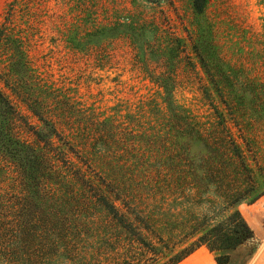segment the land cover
I'll use <instances>...</instances> for the list:
<instances>
[{"label": "rangeland", "instance_id": "obj_1", "mask_svg": "<svg viewBox=\"0 0 264 264\" xmlns=\"http://www.w3.org/2000/svg\"><path fill=\"white\" fill-rule=\"evenodd\" d=\"M207 1L197 14L192 0H0V89L15 112L8 125L31 142L30 130L53 124L98 174L134 189L163 174L169 155L209 154L190 146L192 134H177L185 120L209 133L225 128L233 157L242 154L264 192V0ZM16 47L24 81L10 70ZM15 174L0 157V264H33L27 258L39 254V264H69L66 197L48 187L30 195L24 232L17 220L31 208ZM188 194L179 202L193 204L201 221L224 212L211 205L215 195L224 203L223 193ZM239 210L255 239L228 264H250L264 243V197ZM103 252L87 264L103 255L110 263Z\"/></svg>", "mask_w": 264, "mask_h": 264}, {"label": "trees", "instance_id": "obj_2", "mask_svg": "<svg viewBox=\"0 0 264 264\" xmlns=\"http://www.w3.org/2000/svg\"><path fill=\"white\" fill-rule=\"evenodd\" d=\"M207 3V0H192L193 10L202 14ZM15 51L10 70L24 81L25 76L20 77V71L26 66L23 55L19 48ZM170 99L167 91L166 101ZM14 113L0 89V157L16 171V181L25 194L23 207L31 208L17 221L24 232H29L31 216L27 215L33 202L30 195L39 192L41 187L61 192L73 219L63 256L69 264H87L89 256L102 251L110 253L105 256L110 259L108 264H180L201 247L215 256L217 264H228L232 252L254 241V232L239 207L245 202L254 204L264 192L255 190V169L242 154L238 151V158L233 157L234 135L225 128L209 133L185 120L184 126L176 128L177 134H192L190 146L200 148L203 153L208 152L204 149L207 148L209 154H202L201 158L169 155L163 174H153L145 188L134 189L120 188L98 174L92 163L79 156L76 146L65 140L51 123L43 122L38 129L30 130L31 142L21 140L8 125ZM173 113L180 117V112ZM215 136L219 137L216 139L220 140L222 149L214 144ZM203 188L212 195L214 190L223 193L224 203L215 195L211 205L215 209L223 208L224 212L219 218H212L210 224L205 222L207 215L201 221L194 214L192 203L191 206L179 202L187 192L188 195L192 190L199 193ZM179 191L184 193L182 198H178ZM176 203L180 208L173 211ZM32 242L31 239L24 241ZM43 256H31L26 262L39 264L45 261ZM103 256L98 259L99 264Z\"/></svg>", "mask_w": 264, "mask_h": 264}, {"label": "crops", "instance_id": "obj_3", "mask_svg": "<svg viewBox=\"0 0 264 264\" xmlns=\"http://www.w3.org/2000/svg\"><path fill=\"white\" fill-rule=\"evenodd\" d=\"M212 255L213 254L209 250L207 252H197V253L195 252V254L192 255L194 256L192 259H190L192 256L188 257L184 261H182L180 264H217L215 260V256L214 255L212 256ZM252 262L253 264H264V243L262 244L258 252L255 254V256L253 257L250 264Z\"/></svg>", "mask_w": 264, "mask_h": 264}, {"label": "water", "instance_id": "obj_4", "mask_svg": "<svg viewBox=\"0 0 264 264\" xmlns=\"http://www.w3.org/2000/svg\"><path fill=\"white\" fill-rule=\"evenodd\" d=\"M251 264H253V262Z\"/></svg>", "mask_w": 264, "mask_h": 264}]
</instances>
